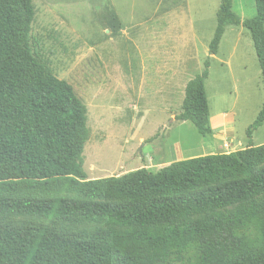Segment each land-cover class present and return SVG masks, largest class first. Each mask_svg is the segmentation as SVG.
I'll list each match as a JSON object with an SVG mask.
<instances>
[{
  "label": "trees",
  "instance_id": "obj_1",
  "mask_svg": "<svg viewBox=\"0 0 264 264\" xmlns=\"http://www.w3.org/2000/svg\"><path fill=\"white\" fill-rule=\"evenodd\" d=\"M255 5L242 21L233 0H220L209 54L227 27L244 26L264 83V0ZM34 18L33 0H0V218L83 231L0 225V264H264V145L252 142L264 103L243 150L90 180L88 109L32 50ZM209 68L207 59L189 81L177 116L203 136L213 134Z\"/></svg>",
  "mask_w": 264,
  "mask_h": 264
},
{
  "label": "rangeland",
  "instance_id": "obj_2",
  "mask_svg": "<svg viewBox=\"0 0 264 264\" xmlns=\"http://www.w3.org/2000/svg\"><path fill=\"white\" fill-rule=\"evenodd\" d=\"M33 5L32 50L88 109L89 141L82 154L88 179L142 168L156 172L248 147L264 83L251 33L242 25L227 27L218 54L210 57L220 0H33ZM233 11L242 21L254 18L255 0H233ZM207 59L210 116L226 113L227 123L214 120L213 134L203 136L177 116L187 84L204 71ZM252 142L264 145V126ZM0 225L83 231L30 217L0 218Z\"/></svg>",
  "mask_w": 264,
  "mask_h": 264
},
{
  "label": "crops",
  "instance_id": "obj_3",
  "mask_svg": "<svg viewBox=\"0 0 264 264\" xmlns=\"http://www.w3.org/2000/svg\"><path fill=\"white\" fill-rule=\"evenodd\" d=\"M212 57H215V56H212ZM214 120L217 122V124H220V125L224 126L225 123H227V115H226V113H218L215 116H211V123ZM212 126H213V124H212ZM214 133H215V130H214Z\"/></svg>",
  "mask_w": 264,
  "mask_h": 264
}]
</instances>
